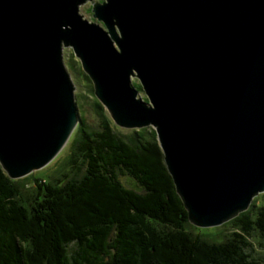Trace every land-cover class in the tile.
<instances>
[{
    "label": "water",
    "instance_id": "water-1",
    "mask_svg": "<svg viewBox=\"0 0 264 264\" xmlns=\"http://www.w3.org/2000/svg\"><path fill=\"white\" fill-rule=\"evenodd\" d=\"M64 48L116 126L155 131L192 226L227 223L264 193V0H0L11 180L49 164L79 124Z\"/></svg>",
    "mask_w": 264,
    "mask_h": 264
},
{
    "label": "trees",
    "instance_id": "trees-1",
    "mask_svg": "<svg viewBox=\"0 0 264 264\" xmlns=\"http://www.w3.org/2000/svg\"><path fill=\"white\" fill-rule=\"evenodd\" d=\"M82 76L99 124L88 126L76 101L65 170L46 182L33 177L27 196V177L11 180L0 166V264H264L250 241L264 237V204L230 220L235 230L220 242L187 230L155 131L117 132Z\"/></svg>",
    "mask_w": 264,
    "mask_h": 264
},
{
    "label": "rangeland",
    "instance_id": "rangeland-1",
    "mask_svg": "<svg viewBox=\"0 0 264 264\" xmlns=\"http://www.w3.org/2000/svg\"><path fill=\"white\" fill-rule=\"evenodd\" d=\"M95 2L99 0H94ZM90 8V3L87 2L83 4L82 6L79 7V14L83 16L84 19L94 22L91 19V12L88 10ZM63 55V61L66 66V69L70 75L71 81L73 82L74 85V95H78L77 100L75 97V100L78 101L81 104V113L82 116L85 120V123L92 127L93 129H96L99 121L98 118L93 111L91 100L86 96L88 95L89 91V84L83 80L82 76V70L80 68L79 61L74 57L73 52L70 48H64L62 51ZM69 64L75 65V67L80 68V72H78L77 68L72 69ZM135 80V79H132ZM79 113V112H78ZM108 115V114H107ZM109 116V115H108ZM110 118V117H109ZM111 120V119H110ZM112 121V120H111ZM79 123H80V117H79ZM112 124L115 126L117 132L119 133H127L130 131V129H125V128H120L116 126L113 122ZM151 128V127H148ZM152 129V128H151ZM75 131V130H74ZM74 131L72 132V135L70 136L68 142L66 145L62 148V150L57 154V156L45 167L36 170L29 175L20 178L18 180H22L26 178V180L23 181V188H22V193L24 195L29 196L32 193V189L34 187V178H39L42 181H49V179L53 178L54 176H57L60 171H64L63 167V161L66 158V156L69 153V148L70 144L75 136ZM63 168V170H62ZM252 203H255V205H262L264 204V193L259 194L256 196ZM191 225V224H190ZM187 230L193 232L194 234H198L206 239H209L214 242H220L223 240L224 236L229 234L230 232L234 231V227L232 224L229 222L224 223L220 226H215V227H207V228H196L194 226H186ZM196 228V229H194ZM251 245H252V254L255 257L261 258V260L264 261V248H262L260 245L264 244V237H261L260 235H256L253 238H251Z\"/></svg>",
    "mask_w": 264,
    "mask_h": 264
}]
</instances>
